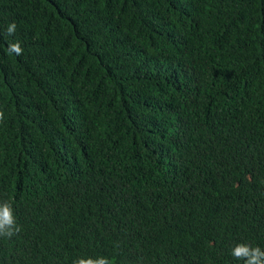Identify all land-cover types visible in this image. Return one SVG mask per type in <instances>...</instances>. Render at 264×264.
<instances>
[{
	"label": "trees",
	"instance_id": "1",
	"mask_svg": "<svg viewBox=\"0 0 264 264\" xmlns=\"http://www.w3.org/2000/svg\"><path fill=\"white\" fill-rule=\"evenodd\" d=\"M0 111V264L264 249V0H0Z\"/></svg>",
	"mask_w": 264,
	"mask_h": 264
},
{
	"label": "clouds",
	"instance_id": "2",
	"mask_svg": "<svg viewBox=\"0 0 264 264\" xmlns=\"http://www.w3.org/2000/svg\"><path fill=\"white\" fill-rule=\"evenodd\" d=\"M16 24L11 23L7 32L12 34L15 32ZM16 54H20L22 49L19 43L11 45ZM3 118V112L0 111V119ZM20 226L17 224L16 217L13 211V205L9 201L0 202V237H9L19 233ZM231 255L242 260L243 264H264V249L260 246H252L247 242H239L231 249ZM73 264H112V261L107 257H80L73 261Z\"/></svg>",
	"mask_w": 264,
	"mask_h": 264
}]
</instances>
